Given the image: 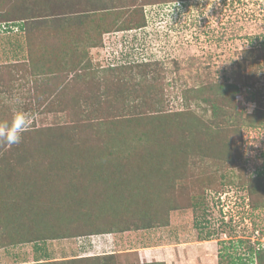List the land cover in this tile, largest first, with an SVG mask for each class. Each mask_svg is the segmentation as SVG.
Masks as SVG:
<instances>
[{
    "label": "rangeland",
    "instance_id": "374dc122",
    "mask_svg": "<svg viewBox=\"0 0 264 264\" xmlns=\"http://www.w3.org/2000/svg\"><path fill=\"white\" fill-rule=\"evenodd\" d=\"M214 2L0 0V29L6 25L16 28V24L19 29L16 33L0 32V122H10L18 108L31 117L30 128L22 133L19 144L9 146L0 140V171L5 174L0 179V194L16 200L18 193L8 190V179L20 170L27 176V184L32 180V187L46 179L52 182L63 178L62 181L74 184L66 185L68 191L81 186L91 191L86 198L91 207L87 219L95 223V228H90L95 230L103 227L102 221L130 218L125 213L118 218L92 206L101 195L102 201H108L110 194L103 186L114 177L111 171L119 162L129 164L131 170L145 167L148 172L140 178V173L135 176L132 173L136 170L132 171L130 183L141 179L140 187L155 198L159 207L150 219L167 214L166 224L134 218L120 224V228L128 227L124 232L30 242L28 238L40 237L38 231L31 229L27 221L15 218L23 216L25 209L12 207L14 215L0 203V238H4L0 244V264H32L45 258L49 262H67L109 254H114L112 264H228L238 258L247 263L252 256L250 248L264 253V116L260 121L248 120L245 115L237 118L242 127L240 137L235 139L239 149L235 150L230 143L226 147L220 145L221 151L213 156L209 155L210 145L200 130L205 125L217 130L231 123L227 115L231 112L233 118L238 117L241 108L250 113L258 106L264 115V0H219V5ZM140 5L146 26L137 29L140 17L135 10ZM100 39L103 44L98 42ZM121 57L119 64L126 65L119 74L123 81L154 87L158 93L162 87V109L172 114L179 112L169 118L170 142L180 144L182 140L178 147L183 154L163 166L155 156L164 151L167 141L160 143L161 133L137 149L126 146L124 140L130 129H144L143 124L136 127L134 123L153 112L150 99L154 97H143L127 111H111V128L122 134V142L112 141L108 149L113 155L118 152L110 158L118 161L107 165L105 171L102 168L100 176L104 172L105 176L94 181L89 170L93 165L84 160L90 156L89 149L82 152L80 145H60L65 137L56 127L67 123L66 114L61 111L66 105L62 106L61 101L69 105L81 104L82 100L79 93L75 96V91L68 92L64 85L76 81L87 88L104 80L112 85L116 83L115 75L107 66L118 64ZM132 58L149 66L128 65ZM34 60H40V68L34 66ZM238 62L242 63L240 69ZM237 72L245 81L255 84L262 98L259 105L245 102L240 94L233 102L236 111L229 109L231 102L220 99V108L214 114L209 104L191 101L196 96L195 86L215 79L221 81ZM125 86L118 85L122 89L119 98L111 99L117 101L113 106L121 107L128 100L129 89L122 94ZM146 88L142 87V92ZM10 92L16 95L12 102L7 97ZM136 104L141 109L137 110ZM186 140L190 143L187 147L183 146ZM103 144L99 142L92 155L101 154ZM55 155L69 161L58 162L62 166L58 175L54 172L58 164L49 163ZM5 159H10L12 165L5 166ZM19 160L24 164L14 166ZM256 176H260L257 186L250 181ZM30 198L32 201L34 197ZM36 204L41 206L37 211L40 214L34 217L40 221L45 217L44 208L42 203ZM142 224H147L146 228ZM253 264H258L255 257Z\"/></svg>",
    "mask_w": 264,
    "mask_h": 264
},
{
    "label": "trees",
    "instance_id": "16d2710c",
    "mask_svg": "<svg viewBox=\"0 0 264 264\" xmlns=\"http://www.w3.org/2000/svg\"><path fill=\"white\" fill-rule=\"evenodd\" d=\"M136 2V0H135ZM140 17V22H138L135 26V28L140 29L146 26V20L145 16L142 11V5L135 10ZM139 11V12H137ZM22 28V27H21ZM132 29V28H128ZM11 28L8 26L5 29V32L10 31ZM136 30V29H134ZM99 43L102 42V39L98 41ZM92 45H95L96 42H91ZM103 44V42H102ZM264 47V44L263 46ZM126 53V52H125ZM129 53H126L125 55H128ZM111 55V53H109ZM121 59H118V64H109L107 66L108 71H112L114 73V84H105V80L101 84L94 83L90 87L84 88L81 86L80 82H74L73 84H67L64 85L68 92L75 91V96L78 97V93L82 96L81 104L79 102L75 104H66L61 101L62 106L66 105L64 107H61L63 113L66 114L67 123L65 125H59L57 130H60L63 136L65 137L63 142L60 143V145L65 144L66 146L69 144L73 145H80V149L82 152L86 151V148L89 149L90 156H88L86 159L87 162H91L92 169H89L92 171V177L94 178V181H96L99 177H104L105 172L102 176L100 174L102 173V168H104V171L108 167L107 165H111V163H114L118 161L117 159L111 160L110 158L117 155V153L111 150H109L110 144H112V141L115 142H122V134L119 135L117 131L113 130L111 128L110 122L113 121V115L111 114V111H127L135 106L134 103L140 101L143 99V97L152 96L150 100H153V112L150 113V115L145 119H139L134 124L136 127L140 124H143V128L139 131V129L131 130L128 132V137L124 140L126 143V146L128 148L135 147L136 149L141 145L146 144L145 142L148 140H152L157 137L158 133H161L163 136L160 138V143L165 142L163 145L164 151H160V154L155 155L156 158L161 160L163 166L170 164L174 162L176 159H180L181 153L180 148L178 145H182V140L180 144H174L173 142H170V135H171V127H170V120L169 118L171 116H174L175 113L172 114L169 111H165L162 109V103L163 98L165 94H163L164 89L160 87V93L156 91V88L154 87H145L142 85H134L126 83V81H123L119 74H122L124 68L126 65L119 64L121 63ZM85 60V57H83V61ZM40 60H34V66L36 68H40L39 66ZM255 62V60H254ZM141 60L138 58H132L131 62L128 63V65H134V66H149L146 62L142 64ZM241 62L237 63V67L240 69V66L242 65ZM80 65V62H78ZM87 64H84L82 67L85 69L87 67ZM90 65V63H89ZM244 65V64H243ZM86 66V67H85ZM130 66V67H134ZM129 68V67H128ZM94 69L92 70V72ZM160 77V76H159ZM78 84V85H76ZM127 85L124 88L125 93L128 89V94L126 97H128V100H124L122 106H113L112 103L117 102L115 99L111 101L113 98H119L118 94L121 93L122 88H118V85ZM116 87L115 90L113 88ZM142 87L146 88L144 92H142ZM195 93L196 96L191 101H200L204 102L205 104H209L211 106V109L213 110L214 114L220 108L217 103L222 99L223 101L226 99L225 103H232L234 102V98L238 95H242L245 102L251 103L254 102L259 105V100H261V94L259 90L255 89V84L253 82L245 81L241 75V73L237 72L230 76H225L224 79L221 81L218 79H215L214 81H211L203 86H195ZM207 92V95H206ZM66 93V91H65ZM64 94V93H63ZM60 94V98L61 95ZM183 96V95H182ZM261 98V99H260ZM149 101V100H148ZM147 101V102H148ZM161 105V107H160ZM225 105V104H224ZM140 104H136V109H141ZM233 107H236L234 104H229V109H234ZM222 114H224L222 112ZM239 116L234 117V114L229 112L230 118L228 119L231 123H227L226 125L222 126L221 128H218L217 130H212L211 127L203 126L200 128L202 133H204V141L206 139V143L210 145L209 147V155L213 156L217 152L221 151L223 146H228V143L232 145V147L237 150L239 149L237 147V143L235 142L236 137H240V131L242 127L238 126V119L242 115H245V118H248V120H256L260 121L263 118V113L261 110L257 107L253 109L250 113H245V108H241L239 111ZM112 116V118H111ZM225 115V117H227ZM111 118V119H110ZM256 118V119H254ZM235 119V122L234 120ZM234 122V123H233ZM110 127H109V126ZM215 126H217L215 124ZM243 126V125H242ZM128 131V130H127ZM134 132V134H132ZM110 134H112L110 136ZM242 135V134H241ZM105 136H109L112 139L108 140L109 137L105 138ZM228 136H230L228 138ZM209 137V140H208ZM169 138V139H168ZM179 138H182V135H179ZM223 140V141H222ZM225 141V143H224ZM99 142L105 143L103 144V150H101L100 153L93 152L92 150L98 149ZM188 144H190L187 140L183 141V146L187 147ZM64 145V146H65ZM177 145V146H176ZM205 145V144H204ZM231 147V146H230ZM83 154V153H81ZM113 155V156H112ZM6 164L5 166H10V159H5ZM12 161V160H11ZM60 161H63L65 163H69L68 160H63L61 156L56 157L51 156L49 158V163L58 164L61 163ZM2 163V162H0ZM24 163L19 160V162L13 163L14 166L23 165ZM117 164H119L117 166ZM157 164V163H156ZM51 165V166H52ZM65 166V165H64ZM115 168L111 171L114 177H111L107 183L103 186V189L105 192L109 193V197L107 198L108 201H102V195L100 198H97L98 203H95L92 206L99 208L101 212L107 211L112 213L111 215H114L119 218V216H122L124 213L130 218H125V220H133L134 218L143 219L146 223L151 222L157 223L162 222L163 224H166V216L167 214L164 213L163 216L155 217L150 219L151 215L156 212V209L159 207L155 202V198H151V195H149L146 190H144L143 187H140L142 184L139 183L140 181L133 183L131 185L130 180L131 179V172L133 175L137 176L138 173L140 178L146 173V176L148 172H146L145 167H136V169H130L129 164H120L119 162L116 163ZM13 167V166H12ZM61 165L58 164L54 172L56 175H58L59 171L61 170ZM60 168V170H59ZM78 168V167H77ZM153 171L156 172V167H153ZM12 168L9 169L11 171ZM13 171V170H12ZM2 171H0V179L3 178ZM261 175V174H260ZM138 176V178H139ZM76 177V176H75ZM91 178V177H90ZM93 178L90 179V182L92 183ZM63 178H61L58 181H50L49 179H46V181L39 182L38 184H34L36 186L32 187V180L29 179V183L27 184V176L23 175L22 171L20 170L17 173H14L12 176L9 177V186L8 190H14L18 193V196L15 201H11L10 199H6V197H3V193L0 194V203L2 206L6 207V211L13 212L12 207L15 206L23 207L25 209V213H31L30 214H22L23 216L15 215V218L17 220L21 219L24 222L27 221V223L30 224L31 229L38 231V237L34 240H28L27 241H39L44 242V240H55V239H67L70 237H80V236H91L95 234H105L108 232H124L127 231V228L125 226H122L120 228V224L125 223V220L115 219L111 221V223H104V221L101 222L103 227H98L95 230H91L90 228H95V223L91 224V219H87V213L89 214L91 207L86 203V198L90 194L89 188H85L81 186V188H70L69 191L66 190V185L70 184L69 181H62ZM258 179L260 180V176H256V178H252L250 181H255V185L258 182ZM2 180V179H1ZM77 182V181H76ZM89 183V184H91ZM43 184V185H42ZM73 184V183H71ZM70 184V185H71ZM131 185V186H130ZM74 186V184H73ZM257 186V185H256ZM89 187V185H88ZM43 189V190H42ZM31 195L34 197L31 201ZM42 197V200L40 198ZM36 202H35V200ZM11 201V203H9ZM31 201V202H30ZM166 201V200H165ZM44 202H47L48 204H43ZM36 203H42V206L44 208V212L42 214H45V217L42 216L41 219L44 220V223H40V221H36L34 217V214H40L38 213V208L40 204ZM54 208L56 210H52L51 208ZM58 207V208H57ZM92 207V210H93ZM43 208H41L43 210ZM33 210V211H32ZM37 212V213H36ZM59 212V213H58ZM4 213V212H3ZM41 214V215H42ZM154 217V216H153ZM9 220V217H7L6 221ZM45 220H47L45 222ZM122 221V222H121ZM100 224V223H99ZM150 223H148L149 225ZM144 227L147 226V224H142ZM142 226V227H143ZM125 227V228H123ZM151 226H148V228ZM146 228V227H145ZM130 230V228H129ZM43 234V235H42ZM47 234V237H45ZM3 236L0 238V244H3ZM16 243V242H12ZM38 250L39 248H35ZM263 250H254L253 248H250L251 257L248 258V262L245 263L242 261L241 258H238L237 262L231 261L228 264H253L254 263V257L256 258L258 264H264V253L260 252ZM114 254L109 255H103V256H93V257H87V258H74L72 260L66 261H54L49 262L47 258L45 259H37L32 264H112V259ZM47 255L45 254L44 257ZM92 262V263H91ZM95 262V263H94ZM144 264V263H143ZM146 264H159V263H146Z\"/></svg>",
    "mask_w": 264,
    "mask_h": 264
},
{
    "label": "clouds",
    "instance_id": "9594fccd",
    "mask_svg": "<svg viewBox=\"0 0 264 264\" xmlns=\"http://www.w3.org/2000/svg\"><path fill=\"white\" fill-rule=\"evenodd\" d=\"M219 5V0H215ZM31 117L22 109H16L11 121L0 122V140L12 146L21 142L22 133L30 128Z\"/></svg>",
    "mask_w": 264,
    "mask_h": 264
},
{
    "label": "crops",
    "instance_id": "0c3cea01",
    "mask_svg": "<svg viewBox=\"0 0 264 264\" xmlns=\"http://www.w3.org/2000/svg\"><path fill=\"white\" fill-rule=\"evenodd\" d=\"M16 24V23H15ZM9 26V25H8ZM7 25L5 26V28H3V29H0V32H4V33H16V32H18V27H17V24L15 25L16 26V28L12 25V26H9L10 28H11V30L10 31H7V32H5V29H6V27H8ZM18 29V30H17ZM6 41V40H5ZM7 42H9L8 40H7ZM13 43V42H12ZM5 96V95H4ZM8 98H9V101L10 102H12L13 101V98L14 97H16V95L15 94H12L11 92L8 94V96H7ZM7 98L5 97V100H6Z\"/></svg>",
    "mask_w": 264,
    "mask_h": 264
}]
</instances>
